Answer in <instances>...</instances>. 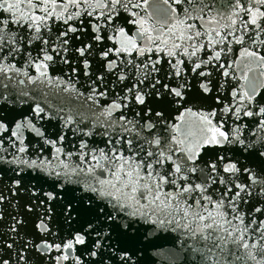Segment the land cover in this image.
Masks as SVG:
<instances>
[{
    "label": "snow or ice",
    "instance_id": "obj_1",
    "mask_svg": "<svg viewBox=\"0 0 264 264\" xmlns=\"http://www.w3.org/2000/svg\"><path fill=\"white\" fill-rule=\"evenodd\" d=\"M145 245L264 264V0H0V264Z\"/></svg>",
    "mask_w": 264,
    "mask_h": 264
},
{
    "label": "water",
    "instance_id": "obj_2",
    "mask_svg": "<svg viewBox=\"0 0 264 264\" xmlns=\"http://www.w3.org/2000/svg\"><path fill=\"white\" fill-rule=\"evenodd\" d=\"M173 237L168 235H162L154 243L159 247H171L173 244ZM145 253L142 258V264H169V262H161L159 258H154L150 255L151 247L145 245ZM175 264H200V258L197 254L188 251L187 249L183 250L180 253L179 259L175 261Z\"/></svg>",
    "mask_w": 264,
    "mask_h": 264
}]
</instances>
